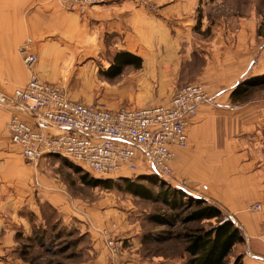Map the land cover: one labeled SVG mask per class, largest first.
Wrapping results in <instances>:
<instances>
[{"label":"rangeland","instance_id":"rangeland-1","mask_svg":"<svg viewBox=\"0 0 264 264\" xmlns=\"http://www.w3.org/2000/svg\"><path fill=\"white\" fill-rule=\"evenodd\" d=\"M128 1L147 2L35 0V5L42 9L44 15H53V30L39 39L47 42L56 66L53 81L42 79L37 74V63L33 68L35 75L47 83L64 85L72 99L114 109L165 103L177 89L197 83L188 82L169 91V78L148 73L149 67L143 65L138 68L132 64L125 65L119 74L113 75L115 70L111 71L110 66L116 68L117 56L126 50L119 47L122 40L120 34L110 31L109 18H102L101 14H107L110 4ZM196 17L197 30H194L192 41L206 47V40H211L215 53L225 42L237 38L233 33L238 26H245L249 32L257 25L264 32V0H198ZM202 19L206 22L205 29L199 28ZM33 45L26 42L19 46L25 65L27 54H35L38 58L37 53L40 52ZM207 61L203 57L196 58L192 61L194 71H188V74L201 76ZM253 61L255 59L249 57L245 62L250 67L240 81L244 86H248L246 80L253 77L251 68L256 64H252ZM26 68V81L16 87L12 95L30 79L31 70L27 65ZM249 88L252 90L245 100L255 99L264 105V86ZM8 98L1 99L0 95V105H7L13 114L18 111L17 106ZM235 141L233 145L255 150L251 156L255 158L252 163H247L246 154L237 156L240 168L245 164L247 167L254 164L252 168L240 170L242 175L247 176V198L250 200L241 208L253 220L264 218V150L254 147V144L262 146L264 140L253 143L241 139ZM68 162L62 156H48L37 161L24 158L11 138L9 140L7 132L1 135L0 126L1 264H189L187 233L197 226H208L210 221H185L195 209L191 201H196L198 193L186 191L184 186L188 185L184 180L173 179V174L168 177V190L171 186L182 194L190 193L185 196V204L173 210L160 195H154L153 199L137 196L129 191L133 187L128 183L127 190L124 189L125 183L119 180L123 177L94 176L81 172L79 167L75 168ZM138 168L141 171L146 166L140 163ZM85 174L113 179L120 182L121 188L89 185L82 181L81 177ZM126 175L137 177L135 173ZM172 180L180 185L173 184ZM140 182L154 194L160 190L154 182L143 179ZM235 196L241 197L239 188L230 187L229 198L234 199ZM169 199L168 202L173 201V198ZM205 200L220 206L224 216L233 219L245 237L232 210L238 204L230 202L227 206L216 198ZM153 214L169 217L168 221L161 224L152 220L150 216ZM261 238L264 246V231ZM248 248L245 241L237 244L228 262H232L238 254L243 255Z\"/></svg>","mask_w":264,"mask_h":264},{"label":"crops","instance_id":"crops-1","mask_svg":"<svg viewBox=\"0 0 264 264\" xmlns=\"http://www.w3.org/2000/svg\"><path fill=\"white\" fill-rule=\"evenodd\" d=\"M197 6L198 0L128 1L110 4L107 14H101V17H108L110 31L120 34L119 47L141 57L142 65L149 67L148 73L169 78V91L188 82H203L210 90L212 101L198 107L188 127L187 146L177 148L170 162L173 179L184 180L188 185L184 189L198 193L200 197L216 198L225 205L230 202L238 204L232 210L244 230V240L249 247L243 253V261L245 264H264L261 259L264 253L261 238L264 218L253 220L241 208L250 200L247 198V176L240 170L252 168L254 164L240 168L237 162L238 155L246 154L247 163H252L255 158L251 156L255 150L233 145L236 139L251 143L264 140V105L255 99L236 102L231 98V91L248 72L250 64L245 62L249 57L256 61L252 62L256 64L251 68V75L264 74V32L257 25L249 32L245 26H238L233 33L237 38L225 42L214 53L215 45L211 46V40H206V47L192 41L194 30H197ZM0 11L2 99L12 95V91L28 77L19 52L22 44L33 43L40 52L37 53L36 72L42 79L53 81L56 66L47 42L39 39L53 30L52 13L44 15L42 9L35 5V0H1ZM205 26L202 19L199 28L205 29ZM200 57L208 60L202 75H189L188 71H194L192 61ZM0 106L1 135L7 132L10 140L6 126L12 112L7 105ZM254 145L257 150H264V144ZM174 181L173 184L180 185ZM230 187L239 188L241 197L229 198Z\"/></svg>","mask_w":264,"mask_h":264},{"label":"built area","instance_id":"built-area-1","mask_svg":"<svg viewBox=\"0 0 264 264\" xmlns=\"http://www.w3.org/2000/svg\"><path fill=\"white\" fill-rule=\"evenodd\" d=\"M37 61L35 54L25 56L30 79L8 98L18 110L6 126L12 143L28 160L62 156L94 176L135 173L168 181L170 162L175 150L187 145L198 107L212 100L197 82L177 89L165 103L117 109L88 104L70 98L64 85L36 76Z\"/></svg>","mask_w":264,"mask_h":264},{"label":"trees","instance_id":"trees-1","mask_svg":"<svg viewBox=\"0 0 264 264\" xmlns=\"http://www.w3.org/2000/svg\"><path fill=\"white\" fill-rule=\"evenodd\" d=\"M119 56V57H118ZM117 56V63L115 64L116 68H113V65L110 66L109 69L113 71L114 74H119L122 70V67L128 64H132L137 68L142 65V58L136 56L129 51H123L120 55ZM121 56V57H120ZM118 60L119 63L118 64ZM248 86H244L243 84H239L235 90L232 92V97L234 100H243L246 99L247 96L251 92V88L255 85L264 86V74L253 76L246 80L245 84ZM69 161V160H68ZM71 166L77 168L75 163L69 161ZM79 170L81 172L88 173L83 171L80 167ZM89 174V173H88ZM88 174L83 175L82 181L89 185H99L104 188H113L116 186L120 187V182H116L113 179L109 178H96L93 176H89ZM149 180L154 184H158L160 186V190L158 193H152L150 188H147L146 185L142 184L140 180ZM121 182L125 183V186L130 185L132 188L131 191L137 196L153 199V196H161L160 198L164 199L170 208L176 210L185 204V196L190 194H182L181 192H177L173 187L169 186V190L166 188L167 181L160 180L158 177L154 175L148 174H138L137 177H123L119 178ZM170 185V183H168ZM172 185V184H171ZM127 190V186L124 188ZM170 194H169V192ZM180 191V190H179ZM184 191V190H183ZM182 191V192H183ZM172 192V193H171ZM173 198V201L168 202ZM195 206V209L192 213L185 219L188 221H210L208 222V226H197L195 228L190 229L188 235V244L186 246V251L188 252V263L189 264H245L243 261V255L238 254L235 256L232 262H228V257L230 256L233 248L242 242H244V237L239 229V227L235 224L234 220L229 218L227 215L224 216V212L220 206L210 201L205 200L204 197H196V201H191ZM187 203V202H186ZM192 205V204H191ZM226 217V218H225ZM169 217H165L162 215L153 214L150 216V219L155 220L161 224H164L165 221H168ZM147 235V234H146Z\"/></svg>","mask_w":264,"mask_h":264}]
</instances>
